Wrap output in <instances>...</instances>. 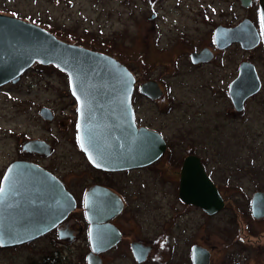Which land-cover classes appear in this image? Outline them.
<instances>
[{
  "label": "rangeland",
  "instance_id": "rangeland-1",
  "mask_svg": "<svg viewBox=\"0 0 264 264\" xmlns=\"http://www.w3.org/2000/svg\"><path fill=\"white\" fill-rule=\"evenodd\" d=\"M201 4L208 7V13L223 8L234 10L242 19L247 17V7L243 8L237 0L210 3L209 0H0V14L39 25L66 43L114 56L135 70L143 82L156 80L163 90L159 99L133 95L135 121L164 135L171 143L172 152L183 153L186 145L192 146L194 151L197 149L198 126L202 121L204 127L209 124L219 128L218 139L228 150V157L231 154L234 158L259 162L264 150L259 148L264 140V46L261 44L248 51L231 48L213 65L199 67L191 63V51L207 41V32L195 15ZM143 54L148 65L144 70L138 65V58ZM239 59L253 63L263 83L259 95L247 104L252 142L244 150L239 149L238 140L240 137L245 141L249 135L244 133L245 127H241L244 120L232 119L229 112L226 113L227 101L221 92ZM43 69V72H26L15 87L6 88L17 101L5 94L1 96L0 91V166L14 160L19 153L17 143L38 135L42 129L53 151L49 157L41 159L40 164L63 175L69 182L77 179L73 184H77L78 189L85 188L90 179L86 157L77 144L76 131L65 125V118L71 112L65 101L68 79L60 69L48 65ZM33 96L38 97L37 100L53 99L58 121L38 122L33 106L21 102L22 98ZM158 164L162 169L165 166L164 162ZM155 169L149 165L115 175L117 180L127 179L126 194L129 198L137 196L130 200L131 205L142 204L140 210L146 215L143 219L133 218L131 227L146 225L151 229L169 222L174 208H178L172 193V179L155 173ZM240 178L241 175H232L231 183L238 184ZM235 194V200L241 201L242 194ZM185 217L180 215L177 221H187L189 218ZM193 219L201 218L194 213ZM11 251L15 253L16 249ZM7 253L0 249L1 262L5 261L1 256Z\"/></svg>",
  "mask_w": 264,
  "mask_h": 264
},
{
  "label": "flooded vegetation",
  "instance_id": "flooded-vegetation-1",
  "mask_svg": "<svg viewBox=\"0 0 264 264\" xmlns=\"http://www.w3.org/2000/svg\"><path fill=\"white\" fill-rule=\"evenodd\" d=\"M213 1L216 0H209V3ZM237 1L240 5V0ZM206 8L208 9V7ZM206 8L201 4L200 8L195 12V15L197 18H200V24L207 32V41L204 42L203 40L202 42L204 43L201 47L195 48L191 53L200 52L203 48H207L208 51L212 53V57L198 64L193 63L199 67L218 63L220 55H223L231 48H240L238 43L226 46L224 49L218 48L214 40V33L218 28L233 29L243 20L241 16H238L234 10H224L223 8L222 10H212L213 12L208 13ZM246 16L245 18H249L254 27H257L261 38L260 43L257 45L259 46L261 45V41L263 42V37L261 36L258 0H250L246 10ZM197 26L198 25L194 26V28L196 29ZM199 39L201 40L202 37H199ZM112 57L114 58V56ZM243 62H245L243 59L237 60L233 68L234 73L232 77L224 83L225 85L221 88V92L227 101L226 113L229 112L232 119L236 117L237 119L244 120L242 122L244 126L241 127H245L244 133L249 134L252 129V124L251 121H249V117L246 116L247 104L249 100L259 95L263 83L258 76L261 82L259 91L243 100L241 103L242 108L237 110L229 94V89L232 82L238 76L240 65ZM34 65L25 71V73L32 70L35 72L37 70L40 72H43V70L45 71V69H43L44 66L40 63L36 62ZM25 73L20 76L18 82H10L1 86V96L5 94L10 97L11 100L17 101L15 100L16 97L14 98L6 88L15 87L17 83L21 82L20 80ZM131 73L133 74L132 71ZM133 75L136 76V74ZM65 77L67 79L66 74ZM141 83H143V81L137 82L136 76L135 89L131 96L133 110V95H142L139 90V85ZM65 89L67 90L65 93V101L67 102V107L69 106L71 108V112L68 113L65 118V125H67L71 131H76V101L71 95L69 88ZM37 98L38 97L35 98V96L32 98L27 97L26 99L22 98L21 102L33 106L32 108L35 110L38 122H55L58 119V113H55L54 110V100L50 98L37 100ZM42 108H46L53 113L54 117L52 120L47 121L42 118L40 114ZM68 121H70V123H68ZM38 122L37 124L39 125ZM262 123L264 137V120H262ZM139 126L144 125H137V127ZM218 131L219 128H217V126L211 127L207 124L204 127V123L200 121L198 126L197 149L194 151L192 146L186 145L183 147V149H185L184 152L179 154L172 152L171 143L167 141L164 135L157 131L166 142V149L162 156L151 164L153 165V170L156 167L155 173L161 176L168 175L169 179H172V182L170 181L173 186L172 193L174 194L173 197H176L178 208H174L169 222L154 225L151 229H148L146 225L131 227L133 218L137 216L143 219L146 215L140 210L142 204L131 205L130 200H134L137 196H131L129 198L126 194L127 179L117 180L115 178V175L119 173L125 174L130 172V170H141V168L106 172L92 167L87 159H85L88 178L90 179L85 188L81 187L78 189L77 184H73L77 182V179L72 182L70 181V183L63 175L40 164V160L49 157L53 151V146L50 141L43 137L42 129L38 135L31 136L22 143H17L16 148L19 153L14 160L8 162L7 165L0 166V189L3 185L2 180L4 174L11 163L15 161L31 162L54 175L65 189L70 192L76 203V207L65 219L59 221L53 229L44 234L38 235L32 240L20 245L11 247L0 246L3 252H8L7 256H1L5 261H0V263L88 264L89 255L91 254L96 264H264V150L262 159L259 162H254L249 158L245 160L242 157H240V159L234 158L231 154L228 157V150L220 145L222 142L218 139ZM246 138L245 141H242V138L239 137L240 150L246 148V145L248 146L250 142H252L250 134L247 135ZM31 140H42L46 142V144L50 146L49 155L36 153L30 149L24 148L25 143ZM244 142H246L245 147L243 146ZM251 147L252 143L250 149ZM259 148H264V140L261 141ZM188 155L197 156L202 166L203 173L209 178L216 194L222 201V207L214 213L208 214L201 207L192 204L186 205L178 196L179 172L183 160ZM161 162L165 163L163 169L162 166L158 164ZM232 175H241L238 184L231 183L230 177ZM97 186L110 190L120 200L119 203L121 205L119 212H109L107 215L103 213L102 210V212H100L99 208L93 209L95 219L105 218L104 221L95 222L94 224V233H96L95 244H97L98 250L97 252H93L92 245H90L89 234L91 223L86 218L84 196L88 189ZM208 190L209 188H205L203 192H208ZM236 192L242 194L241 201L235 200ZM255 196L257 197L255 199V204L258 209L256 215L253 214V201ZM93 200L98 201L96 198ZM194 213H197L201 219L198 221L194 220ZM180 215L181 217L186 215L185 218L189 219L187 221L178 222L177 218ZM227 215L230 217L228 218ZM100 227H108L112 228V230L109 232V229ZM102 230L107 234V239H101L99 237V232ZM112 234L115 236L114 243L108 248L103 249V244L110 239ZM15 249L16 251L13 253L11 250ZM230 249L234 250L235 253H232Z\"/></svg>",
  "mask_w": 264,
  "mask_h": 264
},
{
  "label": "water",
  "instance_id": "water-1",
  "mask_svg": "<svg viewBox=\"0 0 264 264\" xmlns=\"http://www.w3.org/2000/svg\"><path fill=\"white\" fill-rule=\"evenodd\" d=\"M250 0H240L248 7ZM261 36L264 45V0H258ZM218 48L238 43L244 51L252 50L260 43V34L249 18L233 29L218 28L214 33ZM212 53L207 48L192 52L194 64L207 61ZM36 62L42 66L53 65L63 71L68 88L76 101L77 143L89 164L103 171L139 169L152 165L166 149L162 135L144 126L137 127L131 96L136 76L118 59L83 46L66 43L36 24L14 16L0 14V87L18 82L20 76ZM229 94L237 110L242 101L259 91L261 82L253 63L248 60L239 68ZM142 95L157 100L162 95L161 86L154 80L139 85ZM42 118L50 121L54 115L46 108L40 111ZM24 148L49 155L46 142L28 141ZM179 172L178 196L187 204L214 213L222 206L213 184L203 173L197 156L188 155ZM0 191V246L11 247L30 241L53 229L57 223L75 210V201L62 183L46 169L31 162L11 163L3 177ZM209 188L208 192H203ZM96 198L98 201H94ZM253 201V214L257 205ZM86 218L91 223L90 245L98 247L94 233L93 209L105 213L120 211L119 199L107 189L93 187L84 196ZM102 210V211H101ZM112 230L108 227H100ZM104 230L101 239H107ZM109 237V236H108ZM115 236L103 244V249L114 243ZM88 264H96L91 254Z\"/></svg>",
  "mask_w": 264,
  "mask_h": 264
},
{
  "label": "trees",
  "instance_id": "trees-1",
  "mask_svg": "<svg viewBox=\"0 0 264 264\" xmlns=\"http://www.w3.org/2000/svg\"><path fill=\"white\" fill-rule=\"evenodd\" d=\"M261 44L263 45V42L261 41ZM139 60H138V65L140 66V69H142V70H144V68H146L147 69V67H148V65H146V62H145V60H146V55L145 54H143L142 56H140L139 58H138ZM122 60V59H121ZM124 66H127L132 72H133V74H136V71L135 70H132V68L131 67H129L128 65H126V62L124 63L123 61H120ZM38 63V62H37ZM48 66H52L53 68H55L53 65H48ZM45 67V66H44ZM47 67V66H46ZM56 69V68H55ZM143 74L145 73L144 71H141ZM142 77H140V76H138L137 77V82H141L142 80ZM134 101H135V99H134ZM133 101V102H134Z\"/></svg>",
  "mask_w": 264,
  "mask_h": 264
},
{
  "label": "snow or ice",
  "instance_id": "snow-or-ice-1",
  "mask_svg": "<svg viewBox=\"0 0 264 264\" xmlns=\"http://www.w3.org/2000/svg\"><path fill=\"white\" fill-rule=\"evenodd\" d=\"M0 191H2V189H0Z\"/></svg>",
  "mask_w": 264,
  "mask_h": 264
},
{
  "label": "bare ground",
  "instance_id": "bare-ground-1",
  "mask_svg": "<svg viewBox=\"0 0 264 264\" xmlns=\"http://www.w3.org/2000/svg\"><path fill=\"white\" fill-rule=\"evenodd\" d=\"M27 70H28V69H27ZM27 70H26V71H27ZM24 73H25V72H24Z\"/></svg>",
  "mask_w": 264,
  "mask_h": 264
}]
</instances>
